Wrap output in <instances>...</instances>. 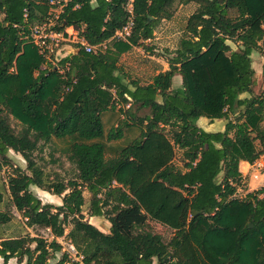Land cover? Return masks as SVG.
<instances>
[{
	"label": "trees",
	"instance_id": "16d2710c",
	"mask_svg": "<svg viewBox=\"0 0 264 264\" xmlns=\"http://www.w3.org/2000/svg\"><path fill=\"white\" fill-rule=\"evenodd\" d=\"M190 3L196 8L165 59L168 69L145 85L130 79L119 57L150 40L174 5ZM49 11L47 0H0V169L12 151L27 171L13 167L7 179L20 226L7 234L15 216L0 210L1 264H48L57 254L54 264H264V187L238 195L246 190L239 163L264 153V97L253 93L251 65L253 52L264 56V0H69L54 30L72 27L87 44L106 48L80 49L54 64L30 38ZM130 21L129 35L116 39ZM243 93L250 97L240 99ZM108 111L120 119L105 131ZM140 111L146 114L137 117ZM199 118L227 123L210 133ZM131 126L139 136L107 156ZM53 139L66 143L76 179H50L34 159ZM31 186L61 205L43 204ZM84 191L89 217L104 218L107 234L83 217ZM147 219L173 231L168 242ZM33 228L51 239L32 236Z\"/></svg>",
	"mask_w": 264,
	"mask_h": 264
},
{
	"label": "rangeland",
	"instance_id": "374dc122",
	"mask_svg": "<svg viewBox=\"0 0 264 264\" xmlns=\"http://www.w3.org/2000/svg\"><path fill=\"white\" fill-rule=\"evenodd\" d=\"M195 8L196 5L193 3L187 5H174L173 15L171 19L160 21V23L155 27L153 37L150 40L145 41L143 43V46L135 47L131 51L122 54L119 57L118 64L122 71L126 75H128L130 79L135 80L140 84H148L149 82H151L152 78L157 72L160 73L164 67L168 66L165 62V59L169 57L168 54L176 48L179 40L183 37L185 33L187 19L195 10ZM62 46L63 44L60 43L59 49H61ZM232 48L234 49V46H232ZM59 55L60 54H58L57 58L60 57ZM178 83L179 81L175 80L174 85L177 86ZM255 86L256 88H258L257 93L264 97V80H255ZM145 114V111H140L136 113V116L143 117ZM119 119L120 118H115L114 123H117ZM10 124L15 131L19 130L20 127L17 122L11 120ZM108 126V123H105L106 131L108 130ZM262 127L264 128V124H262ZM124 130V137L122 140L118 142H112V144L108 145V148L106 150L107 156H110L112 154L110 150L112 149L111 147L119 148L128 144L139 136V127L131 126V128H125ZM65 148L66 143L64 141L53 139L50 144L41 146V148L33 154V157L38 163V165L43 169L45 175H47L50 179L55 176H58L60 179L66 182L69 180L76 179L77 177V173L74 166L71 165L66 159V155L64 153ZM181 154L182 152L176 151L173 160V163L179 167H181L182 165ZM7 157L9 160V164H5L0 169V192L3 194L4 198V202L3 205L0 207V210L9 208L15 216V220L11 224V230L7 231L8 234L13 231V229H16V227L20 226L18 223L20 217L16 213L15 209L10 206L8 200L7 179L11 174L13 167H19L22 170L26 171V163L19 155L13 153L12 151H9L7 153ZM1 161L2 160L0 158V163ZM245 172L244 176H242L244 184L246 182H250V171L248 172L247 170H245ZM260 184H251V187H254L258 190ZM30 191L36 197H38L43 204L49 203L54 206L61 205L60 197L53 196L47 192L38 189L35 186H31ZM242 193L243 192L240 191L238 192L239 197H243ZM83 197V217L86 221L95 226L98 230L107 234L110 227L109 223L102 217H89L87 210L89 206L90 195L89 193L84 191ZM147 228L153 233L160 235L165 242H168L173 235L172 230L151 219H147ZM68 230L69 228L66 231ZM28 232L32 236L39 234L44 238L51 239L49 231L45 229L33 228L28 229ZM57 241L62 245L63 250L68 252L69 256L72 259H75L74 252L70 250L69 242H67V240L63 238H59L57 239ZM60 256L61 254H57L55 259L50 260L48 264H54L60 258ZM9 264H16V262L15 260H11Z\"/></svg>",
	"mask_w": 264,
	"mask_h": 264
},
{
	"label": "built area",
	"instance_id": "2783aa9c",
	"mask_svg": "<svg viewBox=\"0 0 264 264\" xmlns=\"http://www.w3.org/2000/svg\"><path fill=\"white\" fill-rule=\"evenodd\" d=\"M69 0H47L50 7L49 16L45 22L40 25H36L31 29L30 38L34 46L38 49L40 55H42L47 61L54 64L59 58H57L60 52V43L63 45H73L77 51L80 49L87 53H94L97 50H104L106 44H101L98 46H91L87 44L78 35V32L72 27H66L62 31L54 30L57 24L58 17L62 13L65 5ZM26 17V15H24ZM132 26L131 21L124 27L121 31L115 34L116 39H125L129 35L130 28ZM117 107H119L117 105ZM252 166V179L254 182H260L261 177L264 175V156L256 160ZM242 190H238V192ZM70 244V243H69ZM70 250L75 254V260L77 253L73 246L70 244ZM68 253V252H67Z\"/></svg>",
	"mask_w": 264,
	"mask_h": 264
},
{
	"label": "crops",
	"instance_id": "0c3cea01",
	"mask_svg": "<svg viewBox=\"0 0 264 264\" xmlns=\"http://www.w3.org/2000/svg\"><path fill=\"white\" fill-rule=\"evenodd\" d=\"M62 52V53H60ZM60 52H59V58H63V57H66V56H69V55H72V54H75L77 53L78 51L75 49V47L73 45H63L62 48L60 49ZM251 60H252V68H253V71H254V76H253V80H254V87H253V93L255 95H259L257 92V89L256 86H255V80H259V79H263V66H264V56H262L261 54L257 53V52H253L251 54ZM168 69V66L167 67H164L163 71H166ZM158 72L155 74L157 75ZM175 80H178L179 83L177 86L174 85V82ZM150 83V82H149ZM140 84V83H139ZM140 85H145V84H140ZM180 85V77L179 76H175L173 78V85L172 87L173 88H178ZM250 97V95L246 94V93H243L239 96L240 99H248ZM235 116L233 115H229V120H234ZM115 118H120V115L116 112V111H108V112H105L103 115H102V122H103V125H104V130L106 131V128H105V123H108V129H110L111 127H116V123H114V120ZM227 123V120L226 119H221V120H209L207 118H199L196 122L197 126L199 128H201L202 130L206 131V132H210V133H215V132H223L224 131V128H225V124ZM262 124H264V121L262 122ZM109 144H112V143H109ZM18 155V154H17ZM20 156V155H19ZM264 156V154H262L260 158H262ZM252 165L247 163V162H244V161H241L239 163V172L241 173L242 176H244V174L246 173L245 170H247L249 172V181L251 182H246L244 184L246 190L242 191V196H244L246 193H250L252 192L253 190H257L256 188L254 187H251V184H255V185H259L260 183V188H263L264 187V175L261 177V180L260 182H254L253 179H252ZM248 168V169H247ZM245 172V173H244Z\"/></svg>",
	"mask_w": 264,
	"mask_h": 264
},
{
	"label": "water",
	"instance_id": "95a60500",
	"mask_svg": "<svg viewBox=\"0 0 264 264\" xmlns=\"http://www.w3.org/2000/svg\"><path fill=\"white\" fill-rule=\"evenodd\" d=\"M148 19L150 20V19H151V17H148ZM195 214H196V213H195V212H193V214H192V215L194 216Z\"/></svg>",
	"mask_w": 264,
	"mask_h": 264
}]
</instances>
